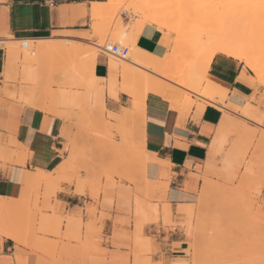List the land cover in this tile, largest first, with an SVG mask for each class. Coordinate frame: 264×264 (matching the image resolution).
<instances>
[{"label":"crops","instance_id":"crops-1","mask_svg":"<svg viewBox=\"0 0 264 264\" xmlns=\"http://www.w3.org/2000/svg\"><path fill=\"white\" fill-rule=\"evenodd\" d=\"M100 4L105 3L0 0V215L16 213L34 183L40 195L37 207L43 214L35 232L0 227V264H39L41 254L19 236H45L43 239L49 241L56 240L52 236H134L132 200L128 204L123 196L129 191L127 186L119 183L117 176H112L114 184L102 180L98 201H94L87 185L58 182L66 168L72 166L75 126L60 116L29 107H44L38 94H33L35 98L29 102L24 101L26 104L19 101L20 89L17 85L13 88L9 78H5L7 52L1 46L3 42L56 41L51 39L54 36L77 37L89 44L102 41L104 30L91 17L93 5ZM160 39V32L146 25L136 37L135 47L153 53ZM108 62L97 54L94 63V75L101 88L95 89V97L116 129L112 130L115 145L105 158L115 155L118 159L123 155L119 134L131 122L130 139L141 152L137 159L144 168V179L150 187H157L163 197L158 204L159 222L146 224L141 236L150 239L154 262L181 264L182 256L175 253L188 252L190 233L178 225L185 224L197 206L201 187L197 168L210 158L221 128L235 121L236 112L247 107L264 112V85L257 82L244 63L216 55L197 89L200 94L180 89L186 96L176 102V92L172 100L148 93L136 111L133 98L127 94L117 91L108 95V83L116 78L115 69L108 67ZM7 74L9 77L11 70ZM247 115L253 116L250 112ZM91 156L95 158L97 152ZM129 188L133 190L132 186ZM50 192L52 195L47 196ZM152 205L155 203L145 201L143 217L154 218ZM199 205H204L201 199ZM88 207L95 208V213L88 214ZM168 214L173 227L162 226V216Z\"/></svg>","mask_w":264,"mask_h":264},{"label":"rangeland","instance_id":"rangeland-1","mask_svg":"<svg viewBox=\"0 0 264 264\" xmlns=\"http://www.w3.org/2000/svg\"><path fill=\"white\" fill-rule=\"evenodd\" d=\"M103 1L109 3L108 0ZM130 1L125 0L123 4L117 5L111 17L103 14L98 19H93V22L99 24L104 30L102 41L96 44H89L77 37H52L51 39L59 42L65 39L73 41L74 47H81L80 54L69 62L64 60L62 64L60 58L50 60L41 58L36 61L28 59V61L23 56L25 48L20 44H17L16 56L7 53V59H11V63L13 61V66L10 68V76L7 75L6 79L9 78L8 81L12 83L13 88L17 85L20 89L17 99L24 103L23 99L28 94H38L44 102V107L28 105L29 107L60 116L76 128V141H73L76 152H72V166L66 168L58 182H75L77 186L87 185L90 190L89 196L94 201H98L102 180L104 183L114 184L112 176H117L119 183H123L127 186L126 190H129L123 194L124 200L128 204L129 200H132V209H130L133 215L134 236L132 237L52 236L56 240L49 241L43 239L45 236H19L24 240L23 242L32 244L34 249L41 254L39 264H162L152 260L151 241L141 236L146 224L159 222L158 204L163 202L162 192L157 187H150L144 179V168L137 159L141 156V152L136 145H132L130 139L131 122L126 125L127 129L120 131L119 134L120 151L123 155L118 159L115 155L105 158V154L110 152L112 146L115 145V135L112 134V130L116 131V129L106 119L103 105L95 97V89L101 90V88L97 85L99 81L96 82L93 63H95L97 54L102 55L109 61L108 67L113 66L115 69L113 73L116 77L115 91L109 88L108 83L109 96L117 93L116 88L121 82L120 75L125 68L126 70L130 68L152 79L166 81L176 91V102H180L181 96H186V93L180 89H191L190 91L194 93H200L197 92L198 88L194 91L195 86H190V83H185L186 86L181 84L178 86V81L175 79L182 75L180 72L194 71L190 74L194 75L193 79H196L194 81L197 82L198 79L200 82L199 78L202 79V73L199 75L198 68L201 67L202 58L194 57L193 62L190 57L193 54L190 52L194 51L196 48L194 46L197 44L194 43L197 37L193 34L190 37V43L175 42L176 36L172 34L169 47L158 44L153 53L166 60H161V63H164L158 69L160 71L171 70L169 72L173 77L179 74V77L171 81L167 80L171 77L152 71L147 66L149 70L145 67L139 69L136 66L128 68L122 65V60L105 52L104 45L108 41L117 43L115 33L121 34L126 24L127 27L137 29L135 31L140 33L148 24H143L140 18L132 13L128 7ZM235 2L239 3L238 0H143L146 13L156 20L154 27L160 32L161 38L170 33L171 27L181 15H197L199 12H207L209 18L211 12H227L229 5L232 6ZM263 3L264 0H261L262 6L260 4L257 6L264 8ZM122 13L124 16L121 15ZM109 17L110 19L107 20ZM136 34L130 36V45L125 46L130 54L133 48H135L134 51L137 50L134 43V38L138 36ZM202 39L200 42L204 41ZM32 47L30 46V49ZM83 48L85 51L82 53ZM32 49L34 50L35 47ZM87 53L89 54L85 55ZM135 54H128L126 60L140 64L147 62V57L149 58L148 55L137 54L140 57L146 56L143 62L142 58ZM82 55L85 56L81 57ZM223 57L226 58L225 55ZM167 59H169V64ZM254 62L261 66L264 65L256 58ZM183 75L186 76L184 73ZM202 81L199 84H202ZM185 82H189V79ZM262 84L264 85V81ZM12 98H15L14 94ZM249 112L255 117L248 116ZM77 123L80 128H77ZM94 151L97 152V156L92 158L91 153ZM197 169L199 173L197 178L201 180L198 202L201 199L204 205L198 206L197 202L187 222L178 225L190 233L187 243L188 252L175 253L182 256L181 264H247L249 262L264 264V112L257 107H247L236 112L235 121L221 128L210 158ZM129 186L133 187L132 191ZM37 189L38 186L34 183L29 188L27 196L17 206L16 213L0 215V227L3 230L9 228L13 231L21 228L27 233L36 231L38 218L43 217L41 210L37 207L40 197ZM49 195H52L51 192L47 194ZM145 201L155 203L151 206L153 219L143 217ZM86 211L88 214H94L95 208L88 207ZM161 222L163 227L175 226L170 221L169 214L167 217L162 216ZM108 249H113V251ZM120 250L126 253H120Z\"/></svg>","mask_w":264,"mask_h":264},{"label":"bare ground","instance_id":"bare-ground-1","mask_svg":"<svg viewBox=\"0 0 264 264\" xmlns=\"http://www.w3.org/2000/svg\"><path fill=\"white\" fill-rule=\"evenodd\" d=\"M108 1H109V3L100 4V5H93L92 10H91L92 19H94V20L98 19L103 14H106L107 17L108 16L111 17L112 13L114 12L115 7L119 4H123L125 0H108ZM241 1L238 0L239 3L235 2L234 5H232V6L229 5V7H230L229 10L226 8L228 10L227 12H224V13L223 12H216V11H214L213 13L211 12L209 14V18H208L207 12H202V13L199 12L197 15L196 14H194V15L186 14V15H181L182 17L179 16L180 17V18L178 17L179 20L177 18V21L174 23L175 25L173 24V26L171 27L170 33L166 37L165 36L162 37L160 39L159 44L162 45L163 47H169V45L171 43L170 38H172L171 37L172 34H174L176 36L175 42H179L180 44L190 43L191 42L190 37L193 34L197 37L196 41L194 42L197 44H195V46H194V47H196V48H194V51L192 50L193 52L192 51L190 52V53H193V54H191L193 57L191 55H190V57H191V59L194 57H197V58L201 57L202 58L201 59L202 60L201 61V67L198 68V71L200 72L199 75H201V73H202V79L199 78V80H201V81L204 80L205 74L208 70V67H209L212 59L216 55H225L226 57H231V58H234V59L244 63L245 66L248 67L253 72V74L256 76L257 82L262 84L264 81V75L262 76V73H264V70H263L264 65L261 66L259 63H255L254 59L256 58L258 61H262L264 64V8L258 7L259 4L261 3V0L260 1L257 0L260 3H258L256 0L255 1L254 0H241ZM229 3H231V2H229ZM232 3H234V2H232ZM260 5L262 6V4H260ZM263 5H264V3H263ZM128 7L132 11L133 14H136V16H138L140 18L139 20L142 21L143 24L148 23L147 25L155 26L156 20L151 17L152 15L146 13V9L144 7L143 0H131ZM121 15L124 16V13H122ZM110 17L107 20H109ZM117 22H118V20H117ZM142 26L143 25H141V27ZM135 30H137V29H135ZM135 30L132 27H127V24H126V27H123V31L121 34L115 33V35H116L115 41L118 44H120L121 46L122 45H124V46L130 45V43H129L130 36L133 34H136V33H140L139 31L136 32ZM118 33H119V31H118ZM136 35H138V34H136ZM202 38L204 39V41L200 42ZM134 39H136V38H134ZM64 42H67V43H64ZM17 44L18 45L19 44L25 45V47H24L25 49L23 51L24 59H27V60L28 59H31V60L34 59L35 61L37 59L40 60L41 58H46L45 60H48V58H49V60L60 58V60H62L61 63L64 60L69 62V60H72L73 57L79 55L80 51L82 50L81 47L80 48L74 47L73 41L59 42L58 40L57 41H53V40H32V41H20V42H11L10 41V42L1 43V46H3L7 50V53L9 55L13 54L14 56H16ZM30 46L35 47V49L33 50L32 49L33 47H32L31 49L33 51H31ZM97 46H95V47H97ZM83 49L84 50L82 51V53L85 51V48H83ZM133 49H135V48H133ZM133 49L131 51V54L136 53L135 55L138 54L140 56L144 55V54L148 55L149 58L147 57V62L136 64V63H133V61L126 60L127 59L126 58L125 60H122V62H123L122 65H124V66L126 65V66H128V68H129V66H134V67L136 66V68H139V69L140 68L142 69L143 67L146 68V66H147V68L148 67L151 68L152 71L154 70L156 72H160L161 74H163L167 77H171V78H167V80H171V81H172V79H175V77L176 78L179 77V74H177L178 76L173 77L172 74L169 72L171 70L160 71L158 69V67L164 63V62L161 63V60L163 58H161L159 55H154V53H146L143 50H140L138 48L135 51ZM175 49H177V47H175ZM89 51H87V52H89ZM182 52H185V51H182ZM179 53H180V51H179ZM8 54H7V57H8ZM88 54L89 53H87L85 55H88ZM91 54H93V53H91ZM131 54L129 53V55H131ZM84 56L82 55L81 57H84ZM140 56H138V57H140ZM13 57H11V58H13ZM133 57H134V55H133ZM138 57H136V58L139 59ZM144 57L146 58V56H144ZM144 57L143 56L140 57V58H142L141 60H143V62L145 61V59H143ZM197 58H195V59H197ZM163 60H165V59H163ZM167 60H168L167 62L169 64V59H167ZM192 61L194 62L195 60L192 59ZM198 61H200V60H198ZM53 62H54V60H53ZM12 63H13V61H12ZM12 63H11V59L10 60L7 59L5 78L8 75L7 72L9 70H11L10 68H11V66H13ZM56 64H54V65H56ZM62 64H64V62ZM194 65H193V67H194ZM110 67L113 68V66H110ZM147 70H149V69H147ZM121 71L123 72V69H121ZM172 71H174V70L172 69ZM156 72H154V73H156ZM193 72L194 71H190V73H193ZM180 73H182V75L179 78L175 79V81L176 80L178 81L177 85L181 84V85L186 86V84L190 83V86H192V85L195 86V87H193L194 91H196L195 88L197 89L198 87H200L199 83L201 81L199 82L198 79H197L198 83L196 81H194V80H196V79H193L194 75L187 73V72H180ZM183 73L186 76H184ZM196 73H197V71H196ZM156 74H158V73H156ZM189 74H190V76H189ZM120 77H121L120 86L118 85L119 87L116 89H117V91L125 93L128 96H130L131 98H133L132 106L134 105V108L136 111H138L140 109V106L143 103L144 97L148 93H155V94L164 96L165 98L166 97L170 98L172 100V98L176 92L169 84L166 83V81H158V80L152 79V77L150 78V77L146 76V74L144 75L143 73L140 74L139 71H134L130 68L127 70L125 68V71L120 75ZM190 77H191V80H190ZM186 79H189V82H185ZM114 83L115 82L109 83V88L112 89L113 91H115L114 89L116 86V85L114 86ZM33 97H34L33 93L31 95L28 94V96L25 99H23V101L29 102L31 100V98H33ZM61 98H63V96H61ZM77 125H78L77 128H80L79 123H77ZM81 128H82V126H81ZM77 137H80V135L79 136L77 135ZM5 214H6V212H5Z\"/></svg>","mask_w":264,"mask_h":264},{"label":"built area","instance_id":"built-area-1","mask_svg":"<svg viewBox=\"0 0 264 264\" xmlns=\"http://www.w3.org/2000/svg\"><path fill=\"white\" fill-rule=\"evenodd\" d=\"M23 40V39H21ZM21 47H25V45H21ZM104 51L113 56L114 58H117L119 60H125L128 57L129 49L125 46H121L117 43H112L108 41L104 45Z\"/></svg>","mask_w":264,"mask_h":264}]
</instances>
